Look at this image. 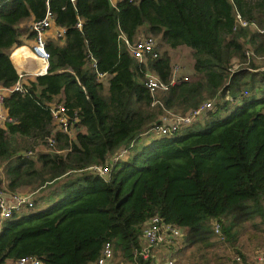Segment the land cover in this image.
Listing matches in <instances>:
<instances>
[{
    "label": "trees",
    "instance_id": "trees-1",
    "mask_svg": "<svg viewBox=\"0 0 264 264\" xmlns=\"http://www.w3.org/2000/svg\"><path fill=\"white\" fill-rule=\"evenodd\" d=\"M47 12L66 30L47 40L48 73L4 102L14 121L0 127V186L7 193L30 189L34 206L3 221L0 264L25 257L95 264L107 243L114 264H155L135 260L153 217L185 232L178 264H210L216 237L234 243L246 221L264 219V72L246 55L249 44L264 59V33L236 23L238 12L264 30V0H0V87L19 81L12 51L35 41L32 27ZM123 37L132 44L155 39L159 57L140 63ZM181 47L192 53V74L151 95L146 75L169 84L167 48ZM97 73L109 76L108 85ZM210 100L215 107L201 129L190 126L138 149L161 117L186 115ZM53 104L79 119L83 131L75 139L56 130ZM230 105L226 118L215 117ZM124 148L128 158L113 164ZM110 166L106 177L93 169Z\"/></svg>",
    "mask_w": 264,
    "mask_h": 264
},
{
    "label": "built area",
    "instance_id": "built-area-1",
    "mask_svg": "<svg viewBox=\"0 0 264 264\" xmlns=\"http://www.w3.org/2000/svg\"><path fill=\"white\" fill-rule=\"evenodd\" d=\"M118 0H110L111 4L116 5ZM236 23L239 27L247 28L250 27L253 30H257L260 33H264V30L258 28L255 24L249 23L244 19L240 13L237 12ZM78 28H82V23L77 24ZM236 28V27H235ZM32 30L36 33V38L33 46L28 49L30 55L26 56L24 59H33L41 64V69L37 72L31 74L30 77L43 76L48 73V67L50 62V53L47 51V40L48 38L62 39L65 36L66 30L61 27H57L54 24V16L52 13L47 12L45 18L33 25ZM125 40L132 56H134L140 63L147 64L150 58L157 59L159 57V52L157 51V41L151 37H145L140 39L138 42L132 44ZM246 55L249 60H254L255 62L264 60L255 56L250 45L246 47ZM93 68H97L96 61L92 60ZM237 68V66L235 67ZM178 68L173 73V78L169 84L161 81V79L153 74L148 73L146 87L151 95H155L158 92L166 91L169 85H174L177 82ZM26 74H19V81L12 88H2L0 87V127L5 128L7 124L13 123V118L8 114L5 108L4 102L7 96L14 92L26 93L27 85L24 83L26 79ZM109 76L102 73H97V80L103 84L108 82ZM231 100V99H230ZM235 104H239V100H232ZM51 114L54 119V125L56 130L60 133L68 135L71 139L76 134L77 124L79 119L71 117L68 113V109L63 105L53 104L50 106ZM213 108L212 102H206L202 104L199 108L193 109L186 115L180 114H169L163 116L158 122L154 123L151 132L157 133L161 136H168L177 134L180 130L188 128L196 124L203 115ZM48 144L51 147L56 145L55 139L50 137L48 139ZM130 155L129 149L124 148L119 151L113 158V164H117L120 160H126ZM112 167L102 168L94 167L93 169L102 177L110 175L112 172ZM0 179L4 180V175L2 169H0ZM33 195L32 194H20V193H7L4 188L0 186V221L3 222L11 218L15 213L22 211L27 207H33ZM214 230L216 235L221 236V226L218 222L214 223ZM184 237V231L173 227L171 225L165 224L161 218L153 217L150 219L143 229L141 235V250L135 252V260L137 261L140 257L144 260L153 258L155 264H178L177 259L173 256L175 252L169 251L168 254L160 256L157 254L158 250H163L169 247L170 244ZM170 248V247H169ZM153 250V251H152ZM155 252V253H154ZM238 262L243 264V259L237 258ZM18 264H42L41 261L34 257H25L18 261ZM95 264H114V254L112 245L107 243L102 249V254ZM254 264H264V250L259 251L254 258Z\"/></svg>",
    "mask_w": 264,
    "mask_h": 264
},
{
    "label": "rangeland",
    "instance_id": "rangeland-1",
    "mask_svg": "<svg viewBox=\"0 0 264 264\" xmlns=\"http://www.w3.org/2000/svg\"><path fill=\"white\" fill-rule=\"evenodd\" d=\"M173 60L174 71L178 68L177 76H190L192 74V53L188 48L181 47L179 49L170 50L167 48ZM26 50H18V53H24ZM16 54V55H17ZM234 62H237L236 60ZM17 64V58H16ZM234 64V63H233ZM256 64L259 66V71L264 72V60L256 61ZM21 66V65H18ZM108 85V82H106ZM213 103V107H215L214 101H208ZM235 107V105H230L226 108H221L218 113L215 114L216 118L224 119L228 116L231 110ZM214 109V108H212ZM211 110V109H210ZM209 114L203 115V122H200L202 118L198 121V123L192 125L191 128L201 129L205 125L207 119H209ZM200 122V123H199ZM160 137L155 132H150L149 134L142 135V137L137 142L138 149L141 148L143 145L149 144L152 140ZM41 150H46V147H42ZM1 180V179H0ZM35 197V196H34ZM35 200V199H34ZM57 200H51L48 203L41 202L38 208H35L32 211H41L47 209L49 206L53 205ZM30 210H24L25 213L32 212ZM23 213V212H22ZM21 213V214H22ZM3 228V222L0 221V231ZM185 233V232H184ZM223 233V232H222ZM220 237V236H218ZM222 239V238H221ZM184 237L178 239L177 241L170 244V248L166 247L163 250L175 252L178 256L180 243L182 244ZM215 240H218L220 243H217L215 247H211L212 254L210 255V264H234L233 260H237L238 262V254L236 253L237 250H241L246 254H250L254 257L259 251L264 250V219L261 217H256L252 221H246L240 230L239 238L236 242H224L220 241L219 238L216 237ZM224 242V243H223ZM166 251V252H167ZM190 253V250L185 252L186 255ZM216 255V256H215ZM248 258V257H247ZM153 259V258H150ZM128 263V262H127ZM129 264V263H128ZM241 264V262H238Z\"/></svg>",
    "mask_w": 264,
    "mask_h": 264
},
{
    "label": "crops",
    "instance_id": "crops-1",
    "mask_svg": "<svg viewBox=\"0 0 264 264\" xmlns=\"http://www.w3.org/2000/svg\"><path fill=\"white\" fill-rule=\"evenodd\" d=\"M51 38H53V37H51ZM54 40H55V38H53ZM24 46H22V47H26V48H28V49H30L32 46H33V44H34V39H25L24 40ZM21 48V47H20ZM16 49H18V48H16ZM16 49H14L13 51H12V54H11V60H12V62H13V64L15 65V67H16V69H17V71H18V73L19 74H22V73H24V74H26V79H24V83H26V84H29L31 81H33L36 77H30L31 76V74H33V73H35V72H37L39 69H41V64L39 63V62H37L36 60H33V59H23V61H22V65L21 66H18V64H16L15 63V61L13 60V58H12V55H13V52L16 50ZM81 131H83V128H78L77 130H76V134L72 137V139H75L76 138V135H77V133L78 132H81ZM20 193H23V194H32L33 192H31L30 191V189H25V190H22V191H19ZM34 194V193H33ZM32 194V195H33ZM180 248H181V243H180ZM179 248V249H180ZM167 250H158L157 251V254L158 255H160V256H163L164 254H168L167 252H169V251H167ZM176 259H177V261L179 262V260H180V257H179V255L177 256L176 255V253H174V255H173ZM247 256L249 257L248 259H247V261H245L244 259H243V264H254V258H255V255H254V257L253 256H251L250 254L248 255L247 254Z\"/></svg>",
    "mask_w": 264,
    "mask_h": 264
},
{
    "label": "bare ground",
    "instance_id": "bare-ground-1",
    "mask_svg": "<svg viewBox=\"0 0 264 264\" xmlns=\"http://www.w3.org/2000/svg\"><path fill=\"white\" fill-rule=\"evenodd\" d=\"M21 48H24L23 50H27L28 51V48H26V47H21ZM20 48H18V49H16L14 52H13V60L15 61V63H16V58H17V64L18 65H22V61H23V59L26 57V56H28V55H30V53H29V51H28V53H18L17 54V52H18V50H19ZM20 50H22V49H20ZM17 54V55H16ZM27 60V59H26Z\"/></svg>",
    "mask_w": 264,
    "mask_h": 264
}]
</instances>
